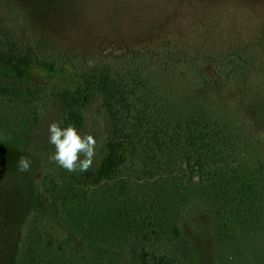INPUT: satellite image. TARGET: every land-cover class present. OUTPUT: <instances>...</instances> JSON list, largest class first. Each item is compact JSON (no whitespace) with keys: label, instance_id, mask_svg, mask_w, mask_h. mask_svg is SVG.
Here are the masks:
<instances>
[{"label":"rangeland","instance_id":"rangeland-1","mask_svg":"<svg viewBox=\"0 0 264 264\" xmlns=\"http://www.w3.org/2000/svg\"><path fill=\"white\" fill-rule=\"evenodd\" d=\"M100 74L148 99L154 123L142 147L95 185L85 174L105 155L109 122L94 88L79 132L97 141L86 172L49 159L55 106L40 108L37 126L25 107L10 109L0 125V264H27L37 224L67 254L44 264H133V244L171 264H264V0H0L1 82L77 93ZM193 117L219 130L216 179L184 164L180 125ZM21 156L30 171H17ZM233 172L236 196L218 191Z\"/></svg>","mask_w":264,"mask_h":264},{"label":"trees","instance_id":"trees-1","mask_svg":"<svg viewBox=\"0 0 264 264\" xmlns=\"http://www.w3.org/2000/svg\"><path fill=\"white\" fill-rule=\"evenodd\" d=\"M33 64L44 71L53 72V67L47 61L35 57ZM92 88L103 98L109 122V137L105 155L97 171L88 172L85 177L95 185L109 181L131 157L136 155L145 141L148 127L154 123V115L148 99L131 89L124 79L100 74L86 78L85 89L77 93L64 91L45 94L38 88L21 82L7 85L0 81V125L3 124L2 120L6 121L9 118L10 109L23 106L37 126L41 119L40 108L49 110L51 106H55L61 113L60 126L73 125L78 132H81L86 127L85 110ZM180 129L187 149L184 154L186 167L198 174L201 180H204L206 175L216 179L215 176L219 175L217 172H212V169L214 167L217 169L219 164L213 162L212 156L221 146L217 127L202 118L193 117L183 122ZM221 177L220 182L215 184L218 191L228 190L236 196V187L239 183L236 172H233V186L227 177L224 175ZM28 240L29 247L24 253L27 264H44L45 259H67L64 248L55 244L41 224L31 228ZM69 243L70 239L66 240L64 245ZM130 253L133 264H171L166 258L151 256L145 249L134 244Z\"/></svg>","mask_w":264,"mask_h":264},{"label":"clouds","instance_id":"clouds-1","mask_svg":"<svg viewBox=\"0 0 264 264\" xmlns=\"http://www.w3.org/2000/svg\"><path fill=\"white\" fill-rule=\"evenodd\" d=\"M49 143L55 152L49 159L69 173L88 171L96 155V139L91 134L81 135L73 125L61 127L59 122H52L49 127ZM32 161L21 156L17 161L20 173L31 170Z\"/></svg>","mask_w":264,"mask_h":264}]
</instances>
